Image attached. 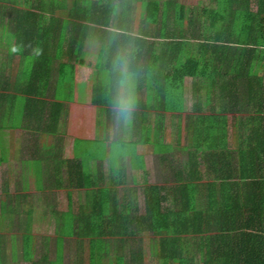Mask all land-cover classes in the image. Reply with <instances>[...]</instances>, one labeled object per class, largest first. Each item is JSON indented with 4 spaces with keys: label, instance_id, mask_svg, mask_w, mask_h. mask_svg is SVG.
Returning a JSON list of instances; mask_svg holds the SVG:
<instances>
[{
    "label": "trees",
    "instance_id": "16d2710c",
    "mask_svg": "<svg viewBox=\"0 0 264 264\" xmlns=\"http://www.w3.org/2000/svg\"><path fill=\"white\" fill-rule=\"evenodd\" d=\"M179 1L166 0L161 5L159 0H71L72 6L68 9V0H33L30 8L21 7L20 0H0V45L4 40L11 61H20L16 78L10 79L1 73L0 114L12 122V116H17V104L18 107L24 106L23 119L27 125L31 123L33 126V163H46V167L32 165L31 185H36L43 194L48 192L54 196L59 191L65 194L67 190L83 189L86 193L85 212L89 210L90 195L101 194L100 190L93 189L101 184L100 176L91 174L82 158L64 160L59 156L60 148L59 153L56 151L61 141L64 142L58 134L61 133L60 123L67 119V115L59 99L64 95L71 64L80 59L82 53L87 56L90 50L97 51L96 62L102 63L105 74L98 76L97 85L93 86L91 103L104 109L112 108L113 94L118 93L128 77L143 75L140 66L150 63L156 66L157 61L171 66L178 76V84L189 78L206 77L213 87L212 98L226 113L223 121L227 122L229 114H242L238 128L253 130L257 135L239 139L242 163L246 167L250 160V167L228 177L235 178L233 184L210 185V192L237 190L245 196H236L234 201L211 199L207 203L211 214L207 220L213 234L212 238L206 236L210 238V249L201 264H264V91L254 89H263L264 85V0H258L255 12L250 9L251 0H212L218 8L210 11L199 6L187 8ZM141 9H144L142 14ZM222 10L227 12L229 24L216 31V17ZM207 16L209 24H205L206 20L203 24ZM156 38L165 41L158 43ZM160 44V56L156 59ZM194 49L198 53L192 54ZM189 53L190 59L185 62ZM134 64H139V68ZM205 69L207 74H203ZM47 97L52 98L53 103L44 101ZM96 101H102V104ZM44 133L54 135L59 144L39 156L36 153L38 137ZM3 135L8 141L7 134ZM79 143L87 142L76 141L75 145ZM19 148L20 152L25 149L23 146ZM245 156L251 157L246 159ZM63 164L67 165V180L62 177ZM160 191L157 186L147 188V217L144 221H149L151 226L156 224V217L168 209L166 200L159 196ZM111 193L116 195L117 191ZM223 196L227 197V194ZM96 204L100 210L101 203ZM125 205L124 208L128 207V203ZM120 207L122 204L114 202V213L109 216L103 213L98 216L94 210L88 214L92 215L91 218L81 219L82 227H86L65 237L79 243L100 240L98 250H104L110 241L120 240L122 246H126L134 235L117 231L120 224L128 223L127 212ZM174 207L184 210V203L174 202ZM16 217L21 219V214L17 213ZM89 220L91 224L94 220L98 226L88 227ZM167 220L171 228L172 220L169 216ZM173 220L182 224L179 216ZM158 226L161 227L159 221ZM161 237L178 240L184 237V233H169L168 229ZM31 243L32 238H27L28 247ZM212 243L230 248L223 250L219 245L211 249ZM132 252V260H136V249ZM165 252L156 251L162 264H198L200 256L196 251L188 258L175 251L170 250L166 255ZM35 264L54 263L39 260Z\"/></svg>",
    "mask_w": 264,
    "mask_h": 264
},
{
    "label": "crops",
    "instance_id": "0c3cea01",
    "mask_svg": "<svg viewBox=\"0 0 264 264\" xmlns=\"http://www.w3.org/2000/svg\"><path fill=\"white\" fill-rule=\"evenodd\" d=\"M159 1L162 5L166 0ZM179 2L187 8L199 6L200 9L207 11L218 8L216 2L212 0H207V2L200 0L195 4L187 0ZM257 2L258 0H251L250 9L252 12L258 8ZM226 13L225 10H222L217 14L215 27L229 24V17H226ZM204 20H206L205 24H209L208 16L204 17L203 24ZM186 24H188V18ZM155 41L164 43L165 40L156 38ZM160 46L161 44L156 49V59L160 56ZM192 51V54L198 53L196 49ZM96 56L97 51L90 50L87 56L82 53V57L71 64L69 80H65L64 95L59 99V102L65 106L67 119H63L60 123L59 131L61 133L58 135L64 142L61 141L56 149L57 153H59V148L60 152L62 151V146L73 148L76 141H79L74 139L72 142L71 137L64 139L70 116L69 109L75 103L76 91L80 95L83 91L85 92V86L90 84H92L89 97L91 102L93 86L97 85L98 76L105 74L102 70V63L96 62ZM188 59H190V53L185 62ZM134 66L139 68V64H134ZM140 67L144 70L142 76L132 75L124 82L130 89L134 101L130 119H121L118 122L114 104L113 106L109 105L112 106L111 109L93 105L95 108L97 107L100 122L96 125L97 129L92 140H88L87 144L88 147H91L95 146V142H100L102 155L100 157L94 155L88 163L93 164L96 168L95 173L91 170L90 173L97 177L100 176L101 184L95 185L93 189L100 190L101 194L96 197L90 195L89 210L83 211L85 199L79 205L78 210H73L74 204H72V196L69 194H55L54 196L46 192L36 195L39 196L36 199V196L29 193L30 182L33 178L30 172L32 165L46 167V163L43 162L33 163L32 148H29L30 144L28 147L26 146L27 143H32L34 136L31 123L26 128L27 133L24 137L26 143L22 145L25 149L22 151L21 158L14 157L18 161L14 163L13 167L4 161L0 162V182L1 185L4 183V188L0 187V193L4 194L3 197L0 196V245H2L0 264H35L39 260L50 261L54 264H162L156 254L157 250H166L165 255L170 250L175 251L186 258L196 251L200 253L197 262L198 264L202 263L207 249H210L209 242L213 234L210 231V221L207 220L211 215L207 203L211 199L225 200L227 198L226 201H234L237 200L236 196L237 198L245 196V194L237 193V190L230 193L210 192V185L233 184L235 178L228 179V177H231L235 171L250 167V160L246 167L242 163L239 139L257 134L250 129L241 130L238 128L239 121L243 117L242 114H229L227 122L223 121V116L226 113L220 110V104L215 102L214 97L212 98L213 87L211 83H208L206 77L189 78L178 84L176 82L178 76L171 66L162 65L157 61L156 66L150 63ZM75 70L87 74L86 83L83 84L80 81L76 83ZM203 71V74H207L208 70ZM254 89L264 91V85L263 89L261 87ZM117 95L118 93L113 94V103ZM97 97L96 95L95 100ZM44 101L50 103L52 98L47 97ZM100 102L102 101H96L101 105ZM4 121L7 120L0 114L2 139L5 133L8 136V141L13 140L12 143H16L14 140L17 137L12 133H18L20 129L17 132H12V127L3 128L1 122ZM42 135L40 134L38 140L46 141L48 137H52L55 144H59L54 135L47 133ZM36 153L39 154L38 150ZM75 154V159H78V153L71 149L70 157L74 158ZM18 156H20L19 152ZM25 156H29V159H25ZM250 157L247 156L246 159ZM0 158L2 159L1 156ZM21 165L24 170L22 174L24 185L21 187V191L12 194L10 182L13 171H17ZM64 166L63 164L62 177L67 180L68 171L67 169L65 171ZM262 166L264 169V155ZM88 167L90 169L91 166ZM4 169L9 173L2 172ZM215 180L216 182H214ZM149 186L161 188L159 196L166 200L165 206L168 207L167 210L160 213L159 217H156V224L153 226L149 221L146 223L144 221L147 217L146 192ZM180 189H182L181 192H179ZM112 190L117 191L116 195L111 193ZM222 194H227V197ZM212 195L214 196L212 197ZM33 198L36 199L35 203L31 201ZM114 202L122 204L121 210H125L128 215V223L120 224L117 231L122 234L131 233L134 235L126 246L123 247V242L120 240L118 242L110 241L104 250H98L100 243L97 242L100 240H84L79 243L78 240L65 237L69 233L72 235L78 233L82 227L81 219L86 220L87 216L91 218L92 215L88 214H92L94 210L98 216H101L102 213L104 216L114 213V209H112ZM174 202L184 203V210L179 211L175 208ZM96 203H101L100 210H97ZM126 203H128V207L125 209ZM195 206L196 208H194ZM17 213L21 214V219H17ZM65 215L68 217L65 218ZM167 216L172 220L170 221L171 228ZM176 216H179L182 224H179V220L174 223L173 219ZM36 220L39 224L34 227ZM158 221L161 227L158 226ZM96 225L94 220H92V224L89 220L88 227ZM83 227L86 226L83 225ZM168 229L169 233L172 231L184 233V237L178 240L168 237L160 238L161 235L167 233ZM51 231L55 233L54 240L52 238L49 240L47 236ZM202 234L203 237H201ZM206 236H210V238ZM12 238L16 239V244ZM27 238H32L29 247ZM57 239L61 240L62 248L56 244ZM212 245L211 249L220 244L215 246L212 243ZM220 246L223 250L230 248L229 246ZM11 249L12 253H10ZM134 249L137 252L136 260H132L134 254L132 250ZM14 250H16V255H14ZM59 252H67V263L65 261L60 263L62 257ZM58 253L59 256L56 257ZM121 257L122 259H120ZM126 257H128L127 260H124ZM169 264L175 263L170 262Z\"/></svg>",
    "mask_w": 264,
    "mask_h": 264
},
{
    "label": "rangeland",
    "instance_id": "374dc122",
    "mask_svg": "<svg viewBox=\"0 0 264 264\" xmlns=\"http://www.w3.org/2000/svg\"><path fill=\"white\" fill-rule=\"evenodd\" d=\"M185 1V0H182ZM190 1L191 3L195 4V3H199L200 0H187ZM207 2V0H202ZM143 2V1H142ZM33 0H20V4L21 7L23 8H30V6L32 5ZM68 9L71 8L72 6V2L71 0H68ZM138 11H140L139 6L137 7ZM144 9H141V14L143 13ZM143 17V16H142ZM144 19H145V14H144ZM139 25H137L138 27ZM221 27H216L215 30H220ZM214 31V30H213ZM212 31V32H213ZM6 42L4 43V40L2 41L1 45H0V77H1V73H3L5 76L10 77V79L16 78V76L18 75V67L20 64L19 59L18 60H14V62L11 61V59L8 56V53L6 52ZM4 50V51H3ZM3 67V68H2ZM75 79H76V83L77 82H83L86 83V73L85 72H80L78 70H75ZM81 78V79H80ZM78 79V80H77ZM92 84L85 86L84 90L82 93H80V95H78V92L76 91L77 95H76V100L75 103L73 104V106L70 107L69 109V121L67 123V130H66V134L64 136L65 137H71L72 142H74L75 140H79V141H85L87 142L88 140H92V137L95 133L96 125L98 122H100V116H98V110L93 106V104H91L89 97H90V90H91ZM86 93V95H85ZM88 99V100H87ZM24 106H20L18 107V104L16 106L17 109V116H12V122L11 120H7L6 122H1L2 127H12V132H18V133H12L14 136L17 137L16 143H12L13 140H9V142L7 140L4 139H0V156L2 157V159H4V163H8V165L10 167H13L14 163H16V161H18V159L14 158V157H19L21 158L22 156V152H20V148L19 146H22L23 144L26 143V141L24 140V137L26 136L25 133H27V124L25 122V120L23 119V113H24ZM63 130V127L61 128ZM69 140V141H71ZM38 144L39 146L36 149V152L38 150L39 152V156L41 155H45L47 153L48 150H51L52 147H54L55 145V141L52 140V137H48V140H44V139H39L38 140ZM44 143V145H41V143ZM30 144L29 148L33 147V143L29 142L26 144V146L28 147V145ZM45 146V147H42ZM62 151L60 152V158L64 159V160H68L69 158H72V156L70 157V150L74 149V151L76 153H78V159L83 158L84 160V164L86 166H91L90 170L95 173L96 168H94V165L88 163L90 162L91 158L94 157V155L96 157H100L102 155V144L100 142H95V146H91L88 147L87 143H79L77 145H73V148L71 146H67V149H65V147H61ZM18 152L19 155L18 156ZM37 155V157H38ZM29 156H25V159L28 158ZM73 157H76V154L73 155ZM1 159V158H0ZM29 159V158H28ZM94 163V161H93ZM6 167V166H5ZM65 171L67 169V165L64 166ZM30 171V170H29ZM2 172L4 173H9V171H6V169H4ZM23 165H21V167L17 170V171H13V177H12V181L11 183V188H12V194L13 193H17V191H21V187H23L24 185V181H23ZM28 180V179H27ZM28 185V183H26ZM0 187L3 189L4 188V183L0 182ZM81 191H72V190H67L65 194H69L72 196V200L74 204V208L73 210H78L79 209V205L82 204V202L84 201L85 198V194L83 193V189H80ZM6 192V191H5ZM29 193L32 196H36L38 194H41V192L37 189L36 185L32 184L30 185V191ZM57 194H61V192H57ZM0 196L3 197L4 194L0 193ZM39 196H36L35 198L38 199ZM35 198H33L31 201L34 202V200H36ZM77 201V203H76ZM35 203V202H34ZM71 204V205H72ZM77 212V211H76ZM11 214V213H9ZM11 216V215H10ZM3 218V217H2ZM1 224V221H0ZM38 220L35 221L34 227L38 226ZM47 236L49 237V240L52 238L54 240L55 238V233L53 231H51L50 233L47 234ZM6 240H8L6 238ZM12 240H14V244H16V239L12 238ZM58 240V239H57ZM1 243V240H0ZM58 244V246L60 248L62 243L61 240H58V242L56 243ZM17 246V245H16ZM13 248V247H12ZM10 253H12V249L10 251ZM62 260L60 261V263L62 262H68V254L67 252H59ZM59 253L57 254L56 257L59 256ZM14 255H16V250H14Z\"/></svg>",
    "mask_w": 264,
    "mask_h": 264
},
{
    "label": "clouds",
    "instance_id": "9594fccd",
    "mask_svg": "<svg viewBox=\"0 0 264 264\" xmlns=\"http://www.w3.org/2000/svg\"><path fill=\"white\" fill-rule=\"evenodd\" d=\"M125 75H127L126 72ZM133 103L134 101L130 89L126 84L122 85L118 91L117 98L114 102L115 115L118 122L121 119L128 120L131 118Z\"/></svg>",
    "mask_w": 264,
    "mask_h": 264
}]
</instances>
